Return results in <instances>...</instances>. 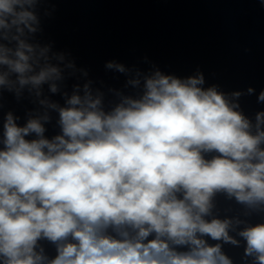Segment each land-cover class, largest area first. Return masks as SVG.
<instances>
[{"label":"clouds","instance_id":"obj_1","mask_svg":"<svg viewBox=\"0 0 264 264\" xmlns=\"http://www.w3.org/2000/svg\"><path fill=\"white\" fill-rule=\"evenodd\" d=\"M49 2L0 0V264H234L223 245L241 241L264 264V222L247 220L264 216V110L147 58L105 62L122 87L93 79L39 39ZM218 194L245 218L216 214Z\"/></svg>","mask_w":264,"mask_h":264}]
</instances>
